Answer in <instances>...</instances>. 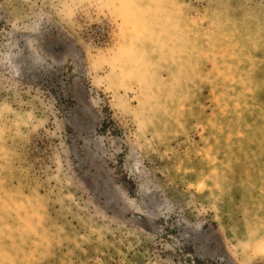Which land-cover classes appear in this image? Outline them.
I'll use <instances>...</instances> for the list:
<instances>
[{"label": "rangeland", "instance_id": "obj_1", "mask_svg": "<svg viewBox=\"0 0 264 264\" xmlns=\"http://www.w3.org/2000/svg\"><path fill=\"white\" fill-rule=\"evenodd\" d=\"M0 264H264V0H0Z\"/></svg>", "mask_w": 264, "mask_h": 264}, {"label": "trees", "instance_id": "obj_2", "mask_svg": "<svg viewBox=\"0 0 264 264\" xmlns=\"http://www.w3.org/2000/svg\"><path fill=\"white\" fill-rule=\"evenodd\" d=\"M197 263L199 262L198 260H195Z\"/></svg>", "mask_w": 264, "mask_h": 264}]
</instances>
